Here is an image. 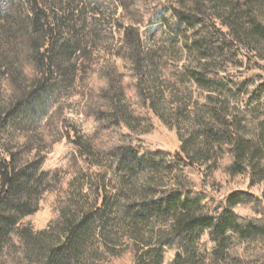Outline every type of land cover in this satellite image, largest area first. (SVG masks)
Wrapping results in <instances>:
<instances>
[{
    "label": "trees",
    "instance_id": "trees-1",
    "mask_svg": "<svg viewBox=\"0 0 264 264\" xmlns=\"http://www.w3.org/2000/svg\"><path fill=\"white\" fill-rule=\"evenodd\" d=\"M263 1L170 0L174 17L188 27H201L210 48H220L228 41L248 51L257 49L264 42ZM28 2L30 10L26 16L5 13L0 18V259L5 250L18 241L29 264H81L85 244L96 228V217L102 206L112 197V200L119 199L117 195L109 198L106 173L101 169L91 172L93 167H100L94 166L100 165L96 161L106 157L113 160L114 165L123 164L127 169L137 171L167 166L166 155L162 152L139 156L138 151L122 144L123 130H132L133 120L149 119L148 113L153 112L166 121L159 112L162 96L156 90L155 71L147 70L151 67L149 56L144 57L141 50L139 25L142 20L138 15L134 16V24L125 27V40L118 51L128 49L132 78L145 75L138 82L145 85L148 98L137 97L130 102L117 92L113 77L100 66L92 47H80L73 39H67L61 30L56 34L38 0ZM71 28L69 34L74 32ZM97 42L106 43L99 34L93 40V43ZM77 64L80 69L89 70L93 102L90 108L100 121V126L89 139L70 134L68 137L77 149L72 166L80 167L76 179L69 184L75 186L86 182L97 196L96 212L83 218L73 214L71 209V204L74 207L79 205L78 190L65 188L58 171H42L44 151L56 141L46 125L41 127L39 122L32 120L56 76L65 78ZM192 77L200 83H210L209 77L202 74H193ZM262 88L264 83L254 95ZM177 111L179 116L183 115L186 107L180 105ZM228 115L224 107L211 111L207 121L197 114L196 121L206 138L205 146L199 145L196 139L191 156L188 148L192 144L183 143L176 158L185 163L190 159L188 165L191 166L195 165V158L198 162H206L203 171L206 179L222 170L230 176L248 175L254 184L264 183V168L260 164L264 147L245 140L238 123L230 120ZM262 139L264 143V136ZM47 193L59 196V214L47 230L36 232L23 221ZM162 193L151 200L141 194L142 201L125 205L136 221L152 216L172 219L169 228L157 232L156 247L179 249L173 264H194L202 251L197 240L203 236L214 245L213 252H219L221 256L227 254L231 261L244 259L250 264H264V248L249 252L242 250L243 241L264 237V196L235 191L220 207L213 208L200 197H190L185 186L171 187ZM130 199L132 196L127 194L123 200ZM119 206L117 201L114 207ZM237 207L248 212L241 215L235 211ZM95 262L93 259L91 263Z\"/></svg>",
    "mask_w": 264,
    "mask_h": 264
},
{
    "label": "rangeland",
    "instance_id": "rangeland-1",
    "mask_svg": "<svg viewBox=\"0 0 264 264\" xmlns=\"http://www.w3.org/2000/svg\"><path fill=\"white\" fill-rule=\"evenodd\" d=\"M38 3L47 12L56 34L61 30L67 39H73L80 47H92L100 66L113 77L117 92L130 102L137 97L148 98L145 85L138 82L145 75L132 78L128 49L118 51L125 40V27L134 24V16L138 15L142 20L139 25L141 50L144 57L148 54L150 59L151 67L147 70L155 71L156 90L162 96L159 112L166 120L164 122L153 112L148 113L149 119L133 120V129L123 130L122 144L138 151L139 156L162 152L166 155L167 166L137 171L127 169L123 164L114 165L113 160L106 157L96 161L100 165L94 166L100 167H93L91 172L101 169L106 173L109 198L117 195L119 199L112 200V197L102 206L96 217V228L85 244L81 264L100 261L105 264L174 263L179 249L156 247L157 232L169 228L172 219L152 216L136 221L129 215L125 204L139 203L141 194L151 200L162 195L165 189L185 186L190 197H200L213 208L220 207L235 191L264 196V183H252L248 175L230 176L219 170L206 179L203 177L206 162H198L195 158V165L191 166L188 165L190 159L185 163L176 158L183 143L192 144L188 148L191 156L196 139L199 145L205 146L206 138L196 121L197 114L207 121L211 111L221 107L228 110L230 120L238 123L245 140L264 147V88L254 95L264 83V42L253 51L237 48L228 41L220 48H210L201 27H188L174 17L170 0H138L136 4L133 0H38ZM29 10L28 0H0V18L5 13L24 17ZM261 14L264 22V5ZM69 27L74 29L71 34ZM97 34L105 40L104 45L93 43ZM79 65L65 78L56 76L32 120L39 122L41 127L46 125L56 141L44 151L42 171H58L65 188L78 190L75 194L79 207L71 204V209L73 214L83 218L96 212L97 196L86 182L79 181L80 184L75 186L69 184L76 179L80 167L72 166L77 149L68 137L70 134L89 139L100 121L90 108L93 102L89 70L80 69ZM193 74L209 77L210 83L198 82ZM180 105L186 107V113L179 116ZM260 164L264 168V156ZM127 194L132 196L129 201L123 200ZM117 201L120 206L114 207ZM60 206L59 196L47 193L23 222L30 224L36 232L45 231L58 217ZM235 211L241 215L248 212L242 207ZM197 246L202 251L194 264H250L244 259L231 261L227 254L221 256L219 252H213L214 245L206 236L197 240ZM262 248L263 236L242 242L245 252ZM93 259L97 262L91 263ZM0 264H29L18 241L5 250Z\"/></svg>",
    "mask_w": 264,
    "mask_h": 264
}]
</instances>
